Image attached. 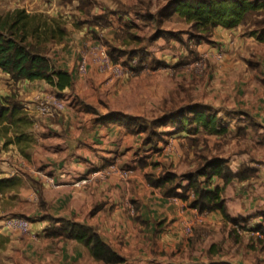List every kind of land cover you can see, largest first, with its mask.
I'll return each instance as SVG.
<instances>
[{"label": "crops", "instance_id": "0c3cea01", "mask_svg": "<svg viewBox=\"0 0 264 264\" xmlns=\"http://www.w3.org/2000/svg\"><path fill=\"white\" fill-rule=\"evenodd\" d=\"M56 1L58 3L59 0H8L7 2L2 0L3 6H7V8L20 7L26 9L29 13L42 12L51 17H61L65 21L68 35L61 43L52 45L49 55L58 69L71 74L73 89L65 88L61 97L55 93L51 85L44 81H15L0 70V97L9 96L12 92H16L22 107V113H17V115L18 117L24 115L26 117L25 121L28 122L24 124L22 121L11 123L8 120H0V153L2 157L0 159L2 169L0 172V238H8L13 235V230L9 228L8 231L5 226L10 217H3V212L6 209L5 200L7 196L16 194L19 198L27 197L29 199L25 216L28 220L31 219V221L29 220V228L31 229L30 233L33 235L30 237L20 236V239L14 236L11 239V248L17 250L22 245L21 249L29 252L26 258L19 257L20 261L23 260L21 264H105L96 260L87 247L75 240L48 238L46 231L50 226V220L47 217L73 219L95 228L105 242L125 258V262L122 264H126L128 254L122 253L117 248L115 239L118 235L123 237L118 241L123 242V250L126 253L128 249L135 251V254L132 255L134 258L147 256L146 253L142 252L143 250L139 249L140 245L147 242V237H150L151 241L154 240L156 244L158 243V247H161V249H169L167 252L172 253L176 258L180 254V249L176 248L183 243L182 228H179V226H183L187 220L201 218L198 216L199 213L196 208L187 206V203H166L164 199L156 196L151 199L149 196L153 190L150 189L148 194L141 200L140 212L136 214L139 220H135V218L128 217L124 213L129 204L118 201L119 191L122 188L118 178L110 176L104 179L102 171H98L92 176L87 175L98 164L118 162L119 159L121 162L131 161L132 149L139 147L140 142L144 147L149 145V143L145 144L143 142L144 134L142 132L131 131V125L110 121L107 119L108 116L112 114L145 116L143 113L156 107L153 105L154 102L156 104L160 101L158 104H163L164 100L171 99L170 95L167 98L169 93L166 94V90L174 85L171 82L172 80H168L167 74L169 72L165 70L164 74L162 73L157 78L156 82L161 89L160 92L156 89V92H159L156 96L154 87L151 86L153 83L148 85L149 81L144 79V75L138 74L142 69L136 71L135 73L138 75L133 74V77L126 75L117 78L113 72L101 71L99 66V54L101 52L105 53L112 63L124 66L121 61H113L108 52V46L129 48L138 45L140 42L137 43L135 38L144 37L151 27V23L145 18V15L148 12L157 11L169 0H87L90 4L89 11H86L80 0H66L70 2L69 5H76L73 8L74 16H71L69 9H65L64 13L62 11L64 7L57 5ZM60 1L63 2V0ZM121 8H125V10L122 11ZM106 10H110V13L107 14V23L102 24L95 21L97 17L105 14ZM175 16L179 15L174 13L170 18L164 19L162 29L173 31L166 28L165 23ZM75 25H78V27L76 28ZM215 30L216 35L221 38L222 49L232 50L237 42L243 41L238 37L240 35L239 30L237 32L236 30L229 31L220 27H216ZM186 37L182 34L183 40ZM211 43L212 40L209 44ZM165 45L174 46L176 49H179V45L183 46L177 40L157 39L145 49L146 52H149L158 60L149 64H154L157 68L164 67L166 63L171 61L176 64L180 56L183 57L181 51H179L178 57L172 53L173 60L169 56L163 55L165 53L163 46ZM192 48L190 45L189 49L192 50ZM154 51L161 56L163 55L164 61L167 62L160 60L161 56H156L157 54ZM82 57L87 62L85 75L79 74L77 70ZM136 60L138 62L134 67L135 69H138L139 66H145L146 63L141 62L142 59L139 60L137 57H132L127 62ZM182 60H185V58ZM185 62L187 61L185 60ZM238 63L240 62L215 63L217 68L213 78L214 76L216 78L230 76L225 73L234 72ZM255 66V73H259L257 80L259 88L263 89L264 62H257ZM121 84H123L126 91L122 92L123 95L117 100L123 104H128V106L123 107L121 104H117L118 108L103 107L105 101L112 104L115 97L112 96L114 95L113 91L117 87H121ZM151 90L154 92L151 93ZM128 92H134L133 100L126 99V97H130ZM174 94L176 93L172 95ZM46 96L68 98L69 102L61 112H56L53 116H45L37 110V104L40 99ZM74 98L76 99L72 104ZM100 98H102V102H99L98 99ZM231 98L234 100L235 96ZM190 103L196 104L197 102ZM199 104L212 106V104L206 102ZM244 104L242 100H238L231 107L216 108L219 110V115L224 116L223 126L226 132L230 127L231 129L236 128V134L238 133L239 137L240 134L246 137L247 133L251 131L259 134L263 130L262 133H264V123L262 124L264 118L258 119L256 112H253ZM83 106H90L93 110L86 111ZM254 109H256V106H254ZM259 109H262V107ZM224 110L231 111L223 113ZM158 111H160L159 107ZM231 114L237 116L234 122L237 121L232 124L229 123L230 120L226 119ZM162 128L163 131L176 130V126L172 125ZM201 133L205 132L188 133L187 131H179L176 132V135L183 136L186 139L188 137L194 138V136H199ZM117 152H119L118 157ZM133 154H136V152ZM9 155H12V160ZM143 159L144 157L139 156L136 161L137 164L139 160L142 161ZM237 159L244 165L260 170L246 163L245 154L237 157ZM232 160L235 159L232 158ZM138 168H141V170L146 169H143V167ZM145 173L146 171L143 172V175ZM84 178L88 181H79ZM142 182L139 179L137 186L144 189L145 185H141ZM236 182L242 185L249 183L248 180L241 182L233 180L231 183ZM212 185L221 188L224 186V181L214 178ZM256 185L259 184L254 182L252 188ZM246 201L243 198L241 200L239 197L232 198L229 209L226 203L227 209H225L228 216H231V219H236V216L239 215L243 216L241 212L245 209V205H249L246 204ZM161 202L165 204L163 205ZM96 206H99L97 211L91 213V210ZM138 206L139 204H136L135 208ZM215 211L214 213L211 212L214 215L213 221L221 222L225 219L220 210ZM210 220L212 221V217ZM157 222H164L163 225L161 224L159 231H156L155 223ZM169 223L171 224L169 225ZM209 224L211 226L210 222ZM134 226L142 230L140 237L136 234L137 232L141 233V231L134 229ZM31 237H35V239ZM202 239L203 236L201 235L195 241L193 252L188 256L191 258L190 263L187 262L186 264H246L242 260L245 253L243 251L244 245L240 246L239 244L243 242L236 243L237 240L226 242L229 249H232L234 253H237L236 249L240 250L241 248L238 253V260L234 262L225 260L224 257L219 259L215 255L219 250L228 248L226 244L223 245L221 241L212 244L208 240H204L199 244ZM244 243L247 244L248 241L247 243L244 241ZM177 251H179V254ZM248 254H253L254 264H264V248L258 243L253 246V250H250ZM214 256L216 257L214 258Z\"/></svg>", "mask_w": 264, "mask_h": 264}, {"label": "rangeland", "instance_id": "374dc122", "mask_svg": "<svg viewBox=\"0 0 264 264\" xmlns=\"http://www.w3.org/2000/svg\"><path fill=\"white\" fill-rule=\"evenodd\" d=\"M8 0H6L7 2ZM57 3V1H56ZM145 3V2H144ZM70 2H67L66 0H63L61 2L58 1L57 5L63 6V12L65 9H69L71 16H74V10L73 8L76 6L75 4H72L73 6L69 5ZM148 4V3H145ZM68 5V6H67ZM0 8L1 11H7L10 10V8H7V6H3L2 0H0ZM67 6V7H66ZM52 7V6H51ZM50 7V8H51ZM144 7V6H143ZM65 13V12H64ZM81 25V24H79ZM166 28L173 31H184L187 30L190 27L189 22L184 18L180 16H175L174 18L167 20L165 23ZM75 27L77 28L78 25ZM220 27L225 30H236V32L239 30L240 35L238 36L240 39H243V41L237 42L236 45H234L232 50L222 49L223 44L221 41V38L216 35L215 28ZM214 27L209 40L210 42H202L201 45H195L193 41L188 37H186V40H188V44L191 45L193 48L192 50L189 49L188 46L179 45V49H176L174 46L165 45L163 48L165 49V53L163 55L169 56V58H173L172 53L175 56H179L180 53H182L183 57L180 56L178 62L174 64V62H169L164 65V67L154 66V64H149L150 62H157L158 60L154 57H146L141 62L146 63L144 67L139 66L138 69H135L134 67L137 65L136 61H129L127 64H124L125 71L120 74L118 77H123L126 75H131L132 77L136 74L135 72L140 71L139 69H142L138 74L144 75V79H147L149 81V84L152 87H154V94L158 96L160 89L158 87L157 78L165 71L169 72L167 74L168 80H172V84L174 85L172 88H168L166 90V94H168L167 98H169V95L171 96V99L166 100V107H164L163 104H155L153 103L155 108H151L150 111L143 113L145 116L142 117V120L136 121V128H141V132L144 133L143 138H147L148 135H150V141L149 145L144 147L141 142L140 146L137 148L132 149V157L130 158L131 161L128 162H121L120 159L118 162H110V163H103L98 164V166L94 169H91L88 173L91 176L95 174L98 171L103 172L104 179L109 178L110 176H114L115 178L119 179V184L122 186V188L119 191V197L118 201L120 203H126L129 204L127 206V210H124V213L128 215V217H133L135 220H139V217H136L137 212H140V205L141 200H143V197L148 194L150 189L153 190V192L150 194L149 198H154L155 196L161 199H164L166 203H175L179 202L182 204L188 205L187 201H184L177 197H165L161 191L160 188L152 187L148 184L147 176H150L152 178H157L160 175H163L166 172H172L173 174H176L177 176H180L182 174L195 171L198 169L201 165L204 164L206 159L211 158H223L228 161L229 168L231 171L238 172L240 165L243 163H240L238 161L237 157H241L244 154L246 155V163L251 164L252 166L257 167L258 170L256 172V176L249 179V183L240 184V183H228L227 185H224L221 187V197L224 199L225 202V208L226 203L229 209V205L231 203L232 198H240L242 200H247L246 204H249L248 206L245 205V209L243 206V211L241 212L242 215L236 216V219L234 221L238 220V222H231L229 219H223L221 222L213 221L214 215L211 212H200L198 209V216L201 218H193L192 220H187L183 226H179V228H182V234H183V243L181 246L177 247L176 249H180L177 253L179 254L178 257H174L172 253H168L167 250L169 249H161V247H158V243L156 244L154 240L153 243L150 239V237H147V242L143 245L139 246L140 250H143V253H146L147 256L140 257V258H134L132 255L135 254L134 250H127V253L123 250V242H119V239H122L120 235L117 236L115 239L117 241V248L125 254H128L126 264H171V263H179V264H186L187 262L190 263L191 258L190 256L191 252H193L192 247L190 246V240L193 238L194 235H202L203 239L199 242V244L202 241H211V243H218L223 242V245H227V241L231 240H237L236 243H239V241L243 243H239L240 246L244 245V255L242 257V260L246 264H254L253 262V254H248L250 250H253V246L258 243V245L262 246L264 248V133L263 130H261L259 134H256L254 132H248L246 137H243V135L237 133L236 134V128L231 129L229 127L228 132L225 131L222 134H205L201 133L199 136H194V138H184L183 136L176 135V131H163V128L160 126L161 122H159V118L162 116V113H164L165 109L167 111L170 109L171 106L174 107V101H181V102H197V103H209L212 104V107L214 109L216 108H227L234 105L235 101L242 100L245 104V106L249 107L253 112H256L258 119L264 118V88H259L258 85V76L259 73H255L256 69L254 67L255 63L257 62H264V36H258L254 33H251L252 30H256L255 27H253L252 23H246L240 24L234 28H226L223 26H216ZM258 32V31H257ZM105 35V34H104ZM103 35V36H104ZM103 38V37H102ZM179 51H181L179 53ZM156 56L160 57L161 55L154 51ZM224 54V58L222 59ZM163 55L161 56L160 60L163 62ZM209 55V56H208ZM157 57V58H158ZM185 58V60H182ZM173 60V59H172ZM221 63V62H240L235 67V71L232 73H225L229 74L230 76H224V77H218L216 78L213 75L215 73V70L217 68V64L215 63ZM164 68V69H163ZM264 72V68H263ZM134 74V75H133ZM136 74V75H138ZM164 74V73H163ZM222 81H224L222 83ZM155 82V83H154ZM224 84V85H223ZM243 84V85H241ZM223 86V87H222ZM254 86V87H253ZM218 88V89H217ZM156 89L159 90V92H156ZM262 89V90H259ZM174 90V91H173ZM126 91L123 84H121V87H117L113 93L115 96L112 104L110 102H103V107H112V108H118L119 106L117 104H121L123 107L128 106V104H123L117 100L121 95H123L122 92ZM138 92V90H137ZM136 92V93H137ZM130 93V97H126V99L133 100L134 92H128ZM173 93H176L172 95ZM238 95V96H236ZM155 96V97H156ZM164 96V95H162ZM232 96H235V99L231 98ZM62 97V96H61ZM48 96L43 97L42 99H46ZM78 98V97H77ZM40 99V100H42ZM64 99V97L62 98ZM70 99V98H69ZM76 98L72 99L73 101ZM102 98L98 99L99 102ZM71 100V99H70ZM88 100V99H87ZM87 100H85L87 102ZM66 101V102H65ZM154 101V100H153ZM64 102L67 103L68 98L64 99ZM118 102V103H117ZM116 103V104H114ZM163 105V106H162ZM181 105L178 104L175 107ZM254 106H256V109H254ZM158 107L160 111H158ZM262 107V109H259ZM166 111V112H167ZM219 111V110H218ZM226 111L231 110H224L223 113ZM221 117H223L221 115ZM237 116L231 114L230 116H227V120H230L229 123H235L237 120ZM264 123V119L262 121V124ZM142 127H139V126ZM264 125V124H263ZM219 135V136H217ZM238 135V136H237ZM184 139H181V138ZM181 139V140H180ZM144 143L146 139H143ZM146 144V143H145ZM220 145V146H219ZM136 152V154H133ZM117 157L119 156V152H117ZM7 156V155H6ZM10 159L12 160V155H9ZM144 157L142 161L139 160L137 164V158L138 157ZM225 156V157H223ZM235 159V160H232ZM0 159L1 153H0ZM146 168L145 170H141V168ZM0 167V172H1ZM146 171V173L143 175V172ZM142 176H144L142 178ZM217 179H221L218 177H215ZM139 179L142 182L141 185H145L143 188H138L137 183H139ZM86 180L88 179H80ZM214 178L212 179L209 187L207 189H212L214 186L212 185ZM223 180V179H222ZM85 181V183H86ZM237 181V180H235ZM123 182V183H122ZM182 184L181 186L187 185L186 181H180ZM179 182V183H180ZM241 182V181H239ZM254 182H257L256 187L252 188V185ZM15 186V185H14ZM253 189V191L251 190ZM250 189V191H249ZM241 191V192H240ZM176 192L183 193L181 188H177ZM246 192V194H245ZM250 192V193H249ZM188 194L189 197L192 196L190 192L185 193V195ZM4 198V196L2 195ZM165 197V198H163ZM22 200H25L22 202ZM28 198H19L16 194H12L11 196L8 195L7 199L5 200V207L3 212V217H19L21 219H25L28 224L30 223L29 220L25 216V211H27V204H28ZM7 202V204H6ZM163 205L164 202H161ZM136 204H139L137 208H135ZM159 204V203H158ZM133 207V208H132ZM190 207V206H189ZM133 211H132V209ZM135 209V210H134ZM227 209V208H226ZM213 213L216 211H212ZM227 214V212H226ZM133 215V216H132ZM228 216V214H227ZM212 217V221L210 218ZM229 217V216H228ZM246 217V218H244ZM231 218V216L229 217ZM34 220V219H33ZM32 220V221H33ZM240 220V221H239ZM211 223V226L209 224ZM7 223V222H6ZM5 223V226L13 230V235H10L8 238L1 237L0 238V264H21L20 256L23 258H26L29 254L28 251H24L21 249V246L18 247L17 250H14L13 247L11 248V239L14 238V236L17 237V239L21 238L20 236H33L30 233V228L27 232H21L19 230L13 229L10 226L8 227ZM162 223L164 222H157ZM157 223L156 225V231H157ZM171 223H169L170 225ZM134 225V224H133ZM176 227V226H175ZM177 227V229H179ZM188 228H190V231H188ZM134 229H137L141 231V233H138V237L142 234V230L140 228H136L134 226ZM229 229V230H228ZM10 230V231H12ZM17 233V234H16ZM170 233V232H169ZM19 235V236H18ZM173 235V234H171ZM113 237V236H110ZM171 238V236H169ZM209 237V238H208ZM35 239V237H31ZM62 240V239H60ZM248 243H247V241ZM244 241L247 243L245 244ZM119 243V246H118ZM116 245V244H115ZM211 246V245H210ZM228 246V245H227ZM162 250V252L160 251ZM241 250V248H240ZM236 249L237 253L232 252V249L224 248V250H219L216 256L217 258L224 257L225 260L228 261H236L238 260V253L239 251ZM131 252V253H128ZM248 252V253H247ZM212 255V252H211ZM214 256V258L216 257Z\"/></svg>", "mask_w": 264, "mask_h": 264}, {"label": "trees", "instance_id": "16d2710c", "mask_svg": "<svg viewBox=\"0 0 264 264\" xmlns=\"http://www.w3.org/2000/svg\"><path fill=\"white\" fill-rule=\"evenodd\" d=\"M80 1L86 11H89V2ZM108 13L110 10H106L105 14L97 17L95 21L102 24L107 23ZM174 13L189 22L190 27L185 30V34L195 45L210 42L209 37L214 27L218 25L234 28L251 22L256 29L251 33L264 36V0H169L157 11L148 12L145 15L151 27L144 37L135 38L137 43L140 42L138 45L129 48L108 46V52L113 61L126 64L132 57H137L139 60H144L146 57L152 58V54L146 52L145 49L159 38L167 41L177 40L189 47L188 40L182 38L184 31L173 32L162 29L164 19L170 18ZM67 35L68 29L61 17H51L42 12L29 13L20 7L7 11L0 10V70L15 81H44L54 88L57 95L62 96L65 88L73 89V79L70 73L58 69L53 64L49 54L52 45L61 43ZM173 101L174 107L171 106L168 111L165 109L159 118L161 127L176 126V132L225 133L224 116L221 117L219 111L211 105L181 102L174 99ZM180 103L181 105L176 109L175 106ZM163 105L167 108L166 100ZM83 108L86 111L93 110L90 106H83ZM21 109L16 92L0 97V120H8L11 123L15 121L28 123L24 115L18 117L17 113L21 114ZM107 119L131 125V131L141 132V128H136V121L142 120L140 116L112 114ZM143 139H146L145 143H149L150 135ZM257 171L255 168L242 164L239 171L233 173L226 159L214 157L206 159L204 164L195 171L180 176L166 172L155 179L147 176V180L152 187L160 188L165 197L180 198L200 212L220 210L226 219L233 222L234 219L226 214L221 188L218 186L212 189L207 188L215 177L223 179L224 185H227L233 180H249L256 176ZM180 181H186L187 185L181 186L183 182ZM177 188H181L183 193L176 192ZM188 192L192 194L191 197L188 194L185 195ZM98 208L99 206L94 207L91 213L97 211ZM47 218L50 220V226L46 231L48 238L75 240L87 247L96 260L105 264L125 262V258L106 243L95 228L73 219ZM161 224L157 223V231L160 230ZM199 237L200 235L196 234L190 240L192 249Z\"/></svg>", "mask_w": 264, "mask_h": 264}, {"label": "built area", "instance_id": "2783aa9c", "mask_svg": "<svg viewBox=\"0 0 264 264\" xmlns=\"http://www.w3.org/2000/svg\"><path fill=\"white\" fill-rule=\"evenodd\" d=\"M95 56L97 57L96 53ZM99 66L101 71L113 72L116 76H120V74H122V72L125 71L124 66L116 65L112 63L109 57L103 52L99 54ZM77 70L78 73L81 75L86 74L87 62L84 57H82V59L80 60L77 66ZM65 102L64 99L62 98L49 96L46 99H42L38 101L37 110L45 116H53L56 114V112H61L62 110L65 109L66 107ZM6 222L8 227L10 226L11 228L19 230L21 232H27L29 230V224L25 219L12 217L9 218ZM188 231H190V228H188Z\"/></svg>", "mask_w": 264, "mask_h": 264}]
</instances>
